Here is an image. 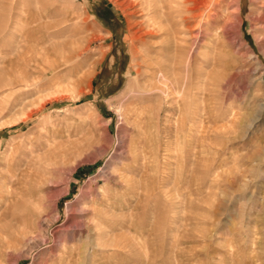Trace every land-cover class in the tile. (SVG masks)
I'll return each mask as SVG.
<instances>
[{"label":"rangeland","instance_id":"374dc122","mask_svg":"<svg viewBox=\"0 0 264 264\" xmlns=\"http://www.w3.org/2000/svg\"><path fill=\"white\" fill-rule=\"evenodd\" d=\"M151 15L146 0H0V264H184L176 119L188 93L264 147V0L179 36L180 95L128 92L138 53L150 70L171 65ZM242 168L240 190L212 189L221 207L200 216L194 264H264V160Z\"/></svg>","mask_w":264,"mask_h":264},{"label":"bare ground","instance_id":"6f19581e","mask_svg":"<svg viewBox=\"0 0 264 264\" xmlns=\"http://www.w3.org/2000/svg\"><path fill=\"white\" fill-rule=\"evenodd\" d=\"M167 1L168 4L165 3V0H146L148 8L152 14L151 25L153 26V28H157L158 31L159 29L164 28V30H166V33L168 35L167 37L169 38L168 48L160 47L158 51H154V52L159 57L160 55H164L166 53L165 50L167 49V53L168 51L169 53H172L171 61L169 60L171 65L168 64L170 67H167L165 69L164 68L165 66L162 67L161 66L162 64L160 65L161 63L160 62L158 63V66H156L155 68H151L152 70H150V67H147V65L145 64L147 63V59H146L147 53L145 54L138 53L136 57L140 58V61L136 63V67L134 69L135 72L134 80L132 82H129L128 84V92H134L135 95L136 94L141 95L144 93V91H152V90H160L162 92H165L166 89L168 90L170 89L171 92H176L180 95L179 91L182 90V88L181 89L178 88L179 76L177 77L178 74L176 75L175 73H176V69L179 67L178 65H181L180 57L184 52L183 51L184 49L182 45L183 43L179 42L181 41L179 36L182 33L186 32L187 30L190 32L201 30L203 28V24L205 23L209 24L211 22L212 23L215 22L216 17L218 16V9L221 8L222 10L229 9L230 5L233 4V1H237V0H229L228 3H226L225 5L224 3L226 2V0H167ZM239 12L240 11L228 12L227 17L228 18L231 17L233 20L240 22L241 19L239 17ZM261 19L262 22H264V15ZM163 23L166 25V27L165 26L163 27ZM38 30L39 27H37V32ZM156 35H157L156 31L153 30H150L148 33V36L153 37ZM142 37L141 39H143ZM157 60L160 59L157 58ZM157 60L156 62H158ZM148 63L149 65L152 64L150 61ZM141 67L145 68V70H142V72L148 73V71H150L151 73L148 75L149 76L148 82L150 81L151 78L154 77L155 73L156 75L158 74L157 76L158 78L155 77L156 78L155 83L150 82L151 84H149L148 87L143 83L138 84L140 80L139 76L142 75ZM135 85L137 86L140 85L142 87V91L135 90L134 87ZM188 95L189 97L185 98V101L183 99L182 105L178 106L180 115H178L176 121L178 123L177 127H179V133L181 135V141H182L181 162H180L181 192L179 194V198H180L179 204L181 205V209H182V212L180 213H182L181 216L184 223L183 228L181 230L182 244L184 245V249H185L183 255L184 257L182 258L184 260V264H194L195 262H197V258H196L197 255L194 251L196 249L195 247L198 245V240H199L198 238L200 237L198 233L199 230H197V223L200 222L199 221L200 216L203 215L205 212H209L208 214H210V216L211 214L215 215L216 213L219 212V209L221 207L220 206L221 201L215 203L214 201L215 199H211V197L216 196L217 194V193L215 194L213 190L215 188H218L220 184L222 185V181L225 184H227V186H229V188L231 189L230 193H232V191L240 190L239 187H236L235 181L240 177H244L246 172L244 170L247 169L243 170L242 167L243 166L248 167L250 163L260 164L264 160V147L262 148L258 147L259 149L255 148L253 144H249V140L251 138L246 140L243 137V135L239 133L238 130H239L240 122H238L237 120L238 117L236 114L227 118H226L227 115H225L226 114L225 111L212 114L210 106H207L206 104L203 103H202L203 105L201 104L202 106L196 104V100L199 98L196 97L194 93L193 95L188 93ZM174 96L175 95H173V97ZM207 99L209 98L207 97ZM235 139H240V140L235 141ZM250 145L252 147L251 149L249 148ZM199 165H201V170L198 169ZM227 165H231L232 167L229 168L230 166L228 167ZM12 174H10V177L12 176ZM2 191L6 192L7 194L11 193L8 185H5V189ZM222 195L224 197L226 193H223ZM228 245L232 247V243H229ZM226 252L230 255L233 254L232 249L230 248L226 250Z\"/></svg>","mask_w":264,"mask_h":264}]
</instances>
